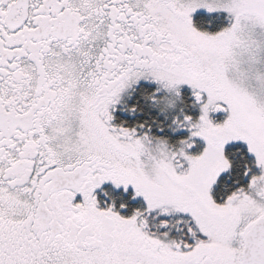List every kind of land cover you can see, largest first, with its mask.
Instances as JSON below:
<instances>
[{
	"label": "snow or ice",
	"instance_id": "6c2138e0",
	"mask_svg": "<svg viewBox=\"0 0 264 264\" xmlns=\"http://www.w3.org/2000/svg\"><path fill=\"white\" fill-rule=\"evenodd\" d=\"M0 264H264V0H0Z\"/></svg>",
	"mask_w": 264,
	"mask_h": 264
}]
</instances>
